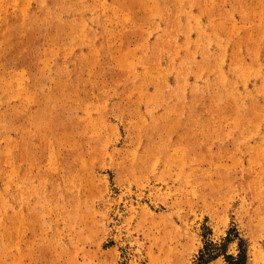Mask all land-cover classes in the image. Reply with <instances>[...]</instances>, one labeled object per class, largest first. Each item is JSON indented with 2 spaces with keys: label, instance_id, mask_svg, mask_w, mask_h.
<instances>
[{
  "label": "rangeland",
  "instance_id": "rangeland-1",
  "mask_svg": "<svg viewBox=\"0 0 264 264\" xmlns=\"http://www.w3.org/2000/svg\"><path fill=\"white\" fill-rule=\"evenodd\" d=\"M242 252L264 264V0H0V264Z\"/></svg>",
  "mask_w": 264,
  "mask_h": 264
},
{
  "label": "bare ground",
  "instance_id": "bare-ground-1",
  "mask_svg": "<svg viewBox=\"0 0 264 264\" xmlns=\"http://www.w3.org/2000/svg\"><path fill=\"white\" fill-rule=\"evenodd\" d=\"M123 221L124 222H122V223H124V224H123V226L121 228V231L125 233V237L129 241V244H131V246H135L136 247V253L138 254V258L141 259V260H143V258H144V252H143V250H144V246H145L144 240L143 239H140V238L134 237V235L132 234V232H130L128 230V227H127L126 219L125 218H124ZM133 253H135V252H133Z\"/></svg>",
  "mask_w": 264,
  "mask_h": 264
},
{
  "label": "trees",
  "instance_id": "trees-1",
  "mask_svg": "<svg viewBox=\"0 0 264 264\" xmlns=\"http://www.w3.org/2000/svg\"><path fill=\"white\" fill-rule=\"evenodd\" d=\"M247 263V255L242 252L238 255V257L230 256L228 257V264H246Z\"/></svg>",
  "mask_w": 264,
  "mask_h": 264
}]
</instances>
